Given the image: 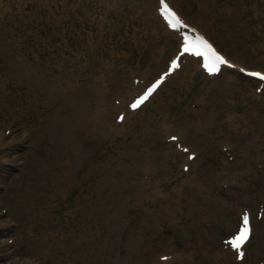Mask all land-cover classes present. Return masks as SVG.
<instances>
[{
    "label": "rangeland",
    "instance_id": "obj_1",
    "mask_svg": "<svg viewBox=\"0 0 264 264\" xmlns=\"http://www.w3.org/2000/svg\"><path fill=\"white\" fill-rule=\"evenodd\" d=\"M167 1L182 30L160 0H0V123L27 134L0 158V264H264V82L243 72H264V0ZM191 28L243 71L188 59Z\"/></svg>",
    "mask_w": 264,
    "mask_h": 264
},
{
    "label": "snow or ice",
    "instance_id": "obj_2",
    "mask_svg": "<svg viewBox=\"0 0 264 264\" xmlns=\"http://www.w3.org/2000/svg\"><path fill=\"white\" fill-rule=\"evenodd\" d=\"M160 3L163 5L164 10H166L171 18L173 20H178V17L176 16L175 12L165 3V0H160ZM175 26V25H173ZM198 44H192L187 41V38H185V43L181 45V48L184 51L188 52H195L197 54H200L205 57V67L209 69V71L216 68L218 63H228V61L219 53L217 52L212 45L205 40L203 37H198ZM210 61V62H209ZM172 65L176 66L177 61L175 59L172 60ZM171 70V68L169 69ZM254 76L264 78V72L254 71L251 73ZM160 79H163V76H161ZM160 80H156L153 84H151L145 92L137 96L135 100L132 102V107L135 108L139 103H141L148 94L156 87L157 84H159ZM243 223L239 229V231L229 238V243H231L233 248L239 249L240 245L248 238L250 229L248 227V215L245 213L242 217Z\"/></svg>",
    "mask_w": 264,
    "mask_h": 264
},
{
    "label": "bare ground",
    "instance_id": "obj_3",
    "mask_svg": "<svg viewBox=\"0 0 264 264\" xmlns=\"http://www.w3.org/2000/svg\"><path fill=\"white\" fill-rule=\"evenodd\" d=\"M170 4H172V3L170 2ZM192 33L193 32H190V34H192ZM193 35L194 34H192L191 37H193ZM186 38H187V41H188V36ZM183 43H185V41H183ZM178 47H180V46L178 45ZM192 55L189 54L187 58L188 59L192 58L193 57ZM193 59H195V58L193 57ZM230 60L232 62H235L232 59H230ZM181 64L182 63H179V64H176V66H173L171 68V73L170 74H167L165 76V78H166L165 80H168L169 78L174 77L175 75H178L179 73H181V67H182ZM248 69L249 70H254V69H250V68H248ZM42 82L44 83V88H45V90L42 92V98L46 102H48L49 105L50 104L54 105V103H55V96H56V92H57V86H56V84L50 83V82H47V81H44V80ZM157 90H158V88L152 93V95L149 97V99L155 94V92ZM56 112H57V110H53L52 111V120L53 121L55 120V113ZM26 138H27V134L24 131L23 132L20 131L19 128L17 126H15L14 124L9 123V122H5V124L2 125L0 123V158L3 157V159L6 158L7 160H9V159L15 160V157H13V158L10 157L9 158L7 156V154L10 152V150L17 148V146L20 143H22L23 140H25ZM20 264H32V263H30V262H22Z\"/></svg>",
    "mask_w": 264,
    "mask_h": 264
}]
</instances>
